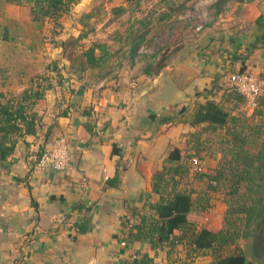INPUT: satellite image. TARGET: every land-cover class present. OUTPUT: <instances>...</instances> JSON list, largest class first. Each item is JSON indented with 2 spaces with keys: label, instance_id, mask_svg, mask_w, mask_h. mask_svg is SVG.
<instances>
[{
  "label": "crops",
  "instance_id": "1",
  "mask_svg": "<svg viewBox=\"0 0 264 264\" xmlns=\"http://www.w3.org/2000/svg\"><path fill=\"white\" fill-rule=\"evenodd\" d=\"M223 12L191 40L180 39L157 73L130 69L138 47L125 55L124 49L109 50V57L122 56L128 67L108 65L101 77L103 66L71 67L62 49L52 45L55 67H41L42 57L29 56L22 65L17 61L15 71L0 66L4 93L26 87L27 69L48 76L41 83L40 130L25 135L0 161V264H121L143 252L153 255L146 240L128 236L135 234L146 203L159 199L153 175L179 164L189 168L196 155L197 169L212 173L204 156L214 153L205 142L212 128L190 120L207 100L237 108L240 103L224 93L232 90L228 76L238 70L257 74L264 64V0L233 3L228 15ZM0 40V47L8 41ZM12 46L0 49V63L18 60ZM58 135L69 143L67 168L39 170L35 161L43 142ZM212 159L217 165L220 155ZM188 174L182 187L193 189L194 197L202 178ZM202 212L193 209L186 218L195 222ZM163 258L159 251L155 260Z\"/></svg>",
  "mask_w": 264,
  "mask_h": 264
},
{
  "label": "trees",
  "instance_id": "2",
  "mask_svg": "<svg viewBox=\"0 0 264 264\" xmlns=\"http://www.w3.org/2000/svg\"><path fill=\"white\" fill-rule=\"evenodd\" d=\"M3 1L14 4L29 3L33 21H43L47 18L54 20L56 24V19L78 0ZM224 1L218 0L216 5L222 6ZM119 9L121 8L115 11ZM84 35L85 32H82L78 39ZM143 35L144 33L134 35L131 38L132 42ZM55 44L59 45L56 42ZM138 45V42L132 44V53ZM109 56L105 44L95 42L83 51H70L67 57L71 67L84 70L101 67ZM156 61L150 63H154L151 67L156 65L155 71L151 70L150 66H145L143 72L157 73L163 66V60L157 64ZM55 65L51 64L49 67ZM105 74L99 72L97 76ZM36 81L32 82L34 86L25 87L17 95L0 92V161L12 154L20 139L25 135H35L42 126L38 110L44 102V90L38 77ZM231 91L232 97L240 103L239 105L245 104L240 93L233 88ZM239 105L237 108L224 107L212 99L204 104H198L190 123H207L212 130L223 129L217 139L222 145L219 148L221 156L218 166L212 173H203L194 169L191 161L189 168L186 167V163L179 164L164 167L153 175V192L159 193V199L146 203L147 210L139 214L135 234L129 232L128 235L146 240L153 255L143 252L133 259L123 260L121 264H264V123L259 122L253 126L248 124L245 117L238 116L239 114L234 111L239 109ZM254 109H257L259 116L264 115V91L257 98ZM48 140L47 138L44 142ZM44 142L39 155L44 148ZM249 142L251 145L247 146ZM192 155L194 154L190 157ZM191 171H196L194 175L202 179L205 177L207 188L210 190H217L220 185L234 188L229 189L225 201L227 205L224 216L225 229L212 231L199 227L186 218L189 211L193 209L203 211L210 206L203 193L192 197L193 189L182 187L187 184L185 181L182 183L183 179ZM236 232L240 233V237L249 239L251 243H248L246 250L237 248L236 251L228 253L225 251V245L236 239ZM179 246L183 249V255L177 260H172L173 253L179 254ZM159 251L165 256L156 261L155 257ZM205 255L210 257L209 261H196V258Z\"/></svg>",
  "mask_w": 264,
  "mask_h": 264
},
{
  "label": "rangeland",
  "instance_id": "3",
  "mask_svg": "<svg viewBox=\"0 0 264 264\" xmlns=\"http://www.w3.org/2000/svg\"><path fill=\"white\" fill-rule=\"evenodd\" d=\"M218 0H78L72 4L68 11L62 13L57 19L56 24L54 20L45 18L43 21H33L29 12L30 4H14L7 3L0 0V37L6 36L8 41L2 43L0 49L5 51L14 50L15 44L18 60L13 58L3 61L1 59V70L11 68L15 71L17 61L22 65L24 58L42 57L41 67L47 64L51 65L54 60L51 57V45L57 49H62L63 55L68 56L70 51L80 52L89 47L92 43H104L108 52L121 51L124 49L128 51L134 42H138L140 52L136 54L135 66L130 69L141 71V68L150 66L151 62L156 60L160 62L165 59L169 54V50L176 48L180 39L185 36L188 40L194 38L198 32H202V28L212 22L214 15L220 10L224 11L223 14L230 13V7L233 3L240 1L249 3L252 0H225L222 6H217ZM224 6V8H223ZM117 8L119 11H115ZM219 10V11H218ZM89 13H92L90 15ZM89 16L87 17V15ZM19 17L17 18H13ZM82 22V23H81ZM85 32V35L78 39L79 34ZM144 33L143 37L136 41L131 38L138 34ZM10 38V39H9ZM129 40L130 42L127 43ZM1 42V40H0ZM58 43L59 45L55 44ZM62 42V46H61ZM8 46V47H6ZM97 50V49H96ZM5 51L4 54H5ZM98 52V50H97ZM12 56V55H11ZM31 56V57H30ZM13 57V56H12ZM122 57V56H121ZM108 57L105 63L102 64L101 72H105L108 65H113L114 68L123 65L128 67L129 61H122ZM55 58V57H54ZM121 59V61H120ZM34 63L35 60L33 59ZM115 61V62H114ZM77 62V61H76ZM17 63V64H19ZM78 63V62H77ZM39 64V62H38ZM150 64V65H149ZM123 65V66H124ZM156 66V65H155ZM152 66L151 70L155 71L156 67ZM47 68V67H46ZM22 69V67H21ZM32 70V69H31ZM27 69L22 76L23 83L26 87L33 85L32 82H37V77L40 83L48 81L45 72L31 74L32 71ZM261 71V70H260ZM259 71V72H260ZM250 72V71H249ZM253 73V72H251ZM96 74V73H95ZM136 75L134 73L131 76ZM1 77L2 74H1ZM14 89H7V93L13 95ZM218 91V90H216ZM222 94V92H220ZM232 96V91L224 92ZM19 93H16L17 95ZM234 96V95H233ZM225 102L228 100L225 98ZM229 106V105H228ZM230 108V106H229ZM257 109L247 105H243L242 109L234 110L238 116H243L248 124L264 123V115L259 116L256 112ZM264 125V124H263ZM223 132V129L211 130L208 135H205V142L214 153H204L208 156L206 159L210 165V171L216 165V160L213 161L212 154L220 155V145L217 142L218 137ZM251 145L249 142L247 146ZM196 156L191 158L196 160L194 169H197L200 160ZM218 166V164L216 165ZM191 176L196 171H191ZM197 190L203 193L207 198L210 206L203 210L202 213L197 214L195 222L200 227H208L214 231L225 229L224 216L226 212V198L229 189L232 187L221 186L217 190H210L207 188V180H196ZM191 183V182H190ZM241 187L239 188V190ZM238 190V189H237ZM240 233H235L236 239L231 244L225 245V251L228 253L236 251V249H247L249 239L240 237ZM179 248V254L173 253L171 259L179 258L183 255L182 247ZM165 256V254L162 253ZM208 255L196 258L197 262L209 261Z\"/></svg>",
  "mask_w": 264,
  "mask_h": 264
},
{
  "label": "built area",
  "instance_id": "4",
  "mask_svg": "<svg viewBox=\"0 0 264 264\" xmlns=\"http://www.w3.org/2000/svg\"><path fill=\"white\" fill-rule=\"evenodd\" d=\"M230 86L240 93L245 100V105L254 107L257 98L264 91V64L257 74L246 70L232 72L228 76ZM71 151L66 135H58L49 139L40 155L35 161V166L42 171H62L67 168ZM196 160L193 159V163ZM123 244V243H122Z\"/></svg>",
  "mask_w": 264,
  "mask_h": 264
}]
</instances>
